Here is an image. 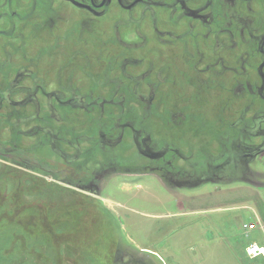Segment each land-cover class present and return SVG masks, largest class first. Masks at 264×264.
Masks as SVG:
<instances>
[{"label":"flooded vegetation","instance_id":"obj_1","mask_svg":"<svg viewBox=\"0 0 264 264\" xmlns=\"http://www.w3.org/2000/svg\"><path fill=\"white\" fill-rule=\"evenodd\" d=\"M254 160L264 0H0V162L99 196L126 174L260 189Z\"/></svg>","mask_w":264,"mask_h":264},{"label":"rangeland","instance_id":"obj_2","mask_svg":"<svg viewBox=\"0 0 264 264\" xmlns=\"http://www.w3.org/2000/svg\"><path fill=\"white\" fill-rule=\"evenodd\" d=\"M2 162L0 264H113L117 248L132 253L130 264H239L229 245L264 246L262 235L236 234L264 215V160L251 162L260 189L234 181L170 190L126 174L99 196Z\"/></svg>","mask_w":264,"mask_h":264},{"label":"crops","instance_id":"obj_3","mask_svg":"<svg viewBox=\"0 0 264 264\" xmlns=\"http://www.w3.org/2000/svg\"><path fill=\"white\" fill-rule=\"evenodd\" d=\"M256 189H258V188H256ZM254 217L256 219H254L253 221H251L249 223H241L236 234L241 235L240 236L241 238L244 237V238H248V239H252V240L261 239V238H258L261 235H262V237H264V215L261 216V215L255 214ZM250 224L255 225L253 230H247L246 228H244V225H250ZM247 245H248V243L245 244L244 246L243 245L238 246V244L236 246H230L229 245L228 248H226V247L225 248L228 251H230L232 258L235 261H238L239 264H242V261L244 262V264H264L263 256H258L254 259L247 257L246 251H245L246 250L245 248Z\"/></svg>","mask_w":264,"mask_h":264},{"label":"built area","instance_id":"obj_4","mask_svg":"<svg viewBox=\"0 0 264 264\" xmlns=\"http://www.w3.org/2000/svg\"><path fill=\"white\" fill-rule=\"evenodd\" d=\"M254 227V224L244 225V228H246L247 230H253ZM245 249L247 257L251 259H254L258 256H263L264 258V248L258 246L256 243H249Z\"/></svg>","mask_w":264,"mask_h":264}]
</instances>
